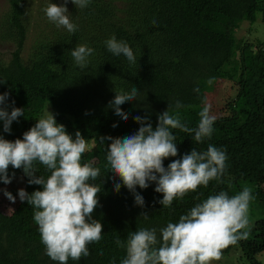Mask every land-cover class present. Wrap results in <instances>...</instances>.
Instances as JSON below:
<instances>
[{
  "label": "trees",
  "instance_id": "16d2710c",
  "mask_svg": "<svg viewBox=\"0 0 264 264\" xmlns=\"http://www.w3.org/2000/svg\"><path fill=\"white\" fill-rule=\"evenodd\" d=\"M35 1L8 0L0 14V44L12 47L8 58L0 55V94L10 93L9 113L12 107L25 111L13 121L10 133L4 132L0 121V136L13 142L23 139L52 111L73 138L80 131L88 140L82 163L93 162L100 169V176L92 181L100 188L94 218L104 230L102 240L89 245L88 257L70 259L68 264H121L126 250L117 246V238L126 242L129 233L141 228H155L159 234L208 196L225 191L231 197L244 187L254 196L250 206L263 215L252 216L249 238L224 249L222 255L236 252L239 261L264 264L260 259L264 253V34L255 40L237 36L241 24L247 22L251 34L258 21H264V0H91L85 9H77L69 0L68 15L78 26L74 34L57 28L44 12L50 3L63 5L64 0H42L39 6ZM259 32L256 28L255 33ZM113 35L131 47L135 64L108 51L105 41ZM78 44L94 49L83 70L71 57ZM224 85L235 92L234 98L217 93ZM133 87L138 89L137 100L121 106L128 114L125 122L108 105L115 92L130 93ZM214 95L215 109L208 104ZM177 102L183 105L181 120L189 127L197 126L199 112L209 106L216 117L214 131L201 144L179 129L172 130L178 156L166 159L165 167L193 148L206 151L209 144L226 155L255 148L254 166L246 175L224 173L222 182L212 180L208 187L200 186L183 200H174L171 208L158 202L163 194L155 192L154 182L147 189L137 186L145 200L144 207L137 206L126 187L118 193L114 190L106 161L111 141L101 142L99 137L134 134L140 127L135 116H148L155 128L158 115L169 106L175 115ZM37 167V176L49 175L42 165ZM13 173L12 181H20L29 194L42 190L41 185L28 184L22 168L10 165L8 174ZM116 182L122 185L118 177ZM33 217L34 209L27 201L20 200L11 215L0 207V264H56L46 254Z\"/></svg>",
  "mask_w": 264,
  "mask_h": 264
},
{
  "label": "clouds",
  "instance_id": "9594fccd",
  "mask_svg": "<svg viewBox=\"0 0 264 264\" xmlns=\"http://www.w3.org/2000/svg\"><path fill=\"white\" fill-rule=\"evenodd\" d=\"M77 9H85L91 0H70ZM50 3L44 12L48 20L57 28L63 27L75 33L78 26L68 13L67 4ZM152 25L157 21L153 19ZM107 49L114 56H124L129 64L136 63L131 47L113 35L105 41ZM93 48L78 44L71 50V57L81 69L88 66V57ZM198 91V89H197ZM10 93L0 94V121L4 132H11L13 121L25 114L24 109L12 107L9 113L6 101ZM138 89L130 93L115 92L108 107L125 122L128 114L122 110L126 102L136 101ZM15 104V101L12 102ZM176 113L169 108L158 115V123L153 128L148 116H135L140 125L138 131L123 138L99 137L107 145L106 161L109 172L113 174L114 190L118 193L122 186L135 197V204L145 206V200L137 192V186L147 189L149 182L156 184L155 192L163 194L158 202L163 208H171L174 200H183L190 192L200 186L208 187L209 182H222L228 159L225 150L211 144L206 151L193 148L180 159L164 166V161L178 156L174 129L189 134L194 143L203 144L213 135L216 117L210 114L209 106L199 112L196 127L182 122L176 103ZM87 114V113H86ZM113 127H117L113 124ZM194 134V135H193ZM89 150L88 140L76 131L75 138L58 124L52 111L46 113L38 122L23 134V139L14 142L0 136V180L10 184L15 176L8 174L9 166L23 169L29 177L28 184L41 185L42 190L29 194L19 189L21 200L34 209V222L38 225L41 243L47 256L56 264H68L69 260L80 261L90 255L89 245L102 240L104 225L94 218L99 206L100 188L92 183L100 176V169L93 162L82 163L84 154ZM38 165L49 173L47 177L37 176ZM119 178L121 183L116 182ZM4 195L12 202L16 197L7 190ZM199 199V197H197ZM254 200L252 190L244 187L241 192L229 196L225 191L210 195L192 207L187 214L181 215L178 222H169L159 230L141 228L128 234L127 241L116 239L117 246L126 250L121 264H212L222 258V251L250 235L249 210ZM148 219L147 213H142Z\"/></svg>",
  "mask_w": 264,
  "mask_h": 264
},
{
  "label": "rangeland",
  "instance_id": "374dc122",
  "mask_svg": "<svg viewBox=\"0 0 264 264\" xmlns=\"http://www.w3.org/2000/svg\"><path fill=\"white\" fill-rule=\"evenodd\" d=\"M42 0H36L34 3L37 4V6L40 5V2ZM8 7V0H0V14H2ZM39 8V7H38ZM38 8L36 9V14L34 16V18L36 19L38 17ZM40 10V9H39ZM34 15V14H33ZM264 24V21L259 20L258 23L254 26L253 30H251V34L248 33V28L249 25L247 22L241 24V27L238 28L237 31V36L238 37H247L249 40H255L256 37L258 36H262L261 33L264 34V30L262 29V25ZM243 25V26H242ZM259 28L260 32L259 33H255V29ZM252 29V28H251ZM260 34V35H259ZM12 51V47L9 45H2L0 44V55L1 56H5L6 58H8L7 56H9V53ZM220 90H218V94L221 96L222 94H226V96H228L229 98H234L235 96V92H231V90L229 91V85H224L223 87L220 86ZM226 89V91H224ZM229 91V92H228ZM217 96H211L208 99V104L211 107H215V105L217 104ZM215 109V108H214ZM255 148H247L246 150H242L239 151L237 153L234 154H229L227 155L228 159L226 161L227 164V168L225 171L226 173H239L242 175H246L250 172V168L253 167V156H254V152H255ZM19 189H23L22 188V183L19 181H12L10 184H1V180H0V207L1 209L4 211V213L11 215L16 206L18 205L20 198L18 195V191ZM4 190H7L9 192H11L13 194V196L16 197V202L12 203L5 195H4ZM263 215L262 212H260L259 210L255 209V207L250 206V210H249V221L250 224H252V220L253 217L254 218H258L259 216ZM253 216V217H252ZM236 252H232V254L230 255H222V258L218 261H213L212 264H249L248 262L245 263L243 261H239L238 257L240 256L239 253ZM260 259L263 261L264 263V253L260 256Z\"/></svg>",
  "mask_w": 264,
  "mask_h": 264
}]
</instances>
